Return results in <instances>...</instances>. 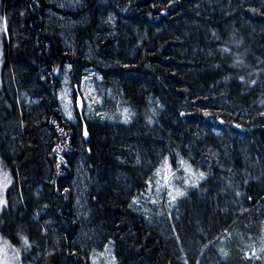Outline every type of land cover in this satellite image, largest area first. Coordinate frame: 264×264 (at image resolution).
<instances>
[{
  "label": "trees",
  "instance_id": "obj_1",
  "mask_svg": "<svg viewBox=\"0 0 264 264\" xmlns=\"http://www.w3.org/2000/svg\"><path fill=\"white\" fill-rule=\"evenodd\" d=\"M52 5L1 0L0 236L22 263L90 264L84 163L94 233L118 264H264V0H82L70 42ZM65 65L76 95L90 69L102 95L74 120L57 95ZM168 169L177 208L145 209Z\"/></svg>",
  "mask_w": 264,
  "mask_h": 264
},
{
  "label": "rangeland",
  "instance_id": "obj_2",
  "mask_svg": "<svg viewBox=\"0 0 264 264\" xmlns=\"http://www.w3.org/2000/svg\"><path fill=\"white\" fill-rule=\"evenodd\" d=\"M54 5L47 11L50 21L59 29L62 39L70 42L73 36V30L77 23V17L74 13L80 10L82 0H50ZM80 14V13H79ZM5 18L1 14L0 0V75L2 69L3 55V35L6 30ZM88 55H90L88 53ZM69 68L65 65L59 75L60 87L58 90V99L63 114L69 120L76 118V111L88 108H94L95 104L102 100L95 79L92 73L94 69L86 71L81 79L80 87L75 92L71 86L69 78ZM123 112L126 109L123 107ZM111 118H115V113H109ZM125 117V116H123ZM83 159H81V162ZM84 163L78 165L73 187L75 189V209L80 217V235L84 241L91 244L90 264H118L115 255L114 245L111 242L101 243V240L94 233V227L90 220V204L88 202L87 185L90 182V176L85 169ZM170 169L165 172H159L156 177L148 181L147 189L142 194L140 203L145 209L153 207L162 209L164 212H173L177 208V200L184 193V189H173L170 185ZM12 181L11 172L4 166L0 160V205L6 203V192ZM22 246H17L0 236V264H23Z\"/></svg>",
  "mask_w": 264,
  "mask_h": 264
},
{
  "label": "water",
  "instance_id": "obj_3",
  "mask_svg": "<svg viewBox=\"0 0 264 264\" xmlns=\"http://www.w3.org/2000/svg\"><path fill=\"white\" fill-rule=\"evenodd\" d=\"M84 138H85V140L88 139V134H87V131L86 130H85V133H84Z\"/></svg>",
  "mask_w": 264,
  "mask_h": 264
},
{
  "label": "snow or ice",
  "instance_id": "obj_4",
  "mask_svg": "<svg viewBox=\"0 0 264 264\" xmlns=\"http://www.w3.org/2000/svg\"><path fill=\"white\" fill-rule=\"evenodd\" d=\"M202 175V174H201Z\"/></svg>",
  "mask_w": 264,
  "mask_h": 264
}]
</instances>
